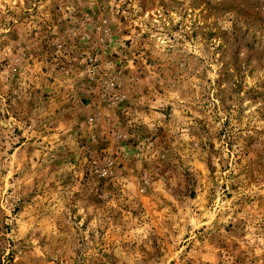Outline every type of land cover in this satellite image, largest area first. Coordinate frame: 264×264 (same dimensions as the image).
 <instances>
[{"label":"rangeland","instance_id":"rangeland-1","mask_svg":"<svg viewBox=\"0 0 264 264\" xmlns=\"http://www.w3.org/2000/svg\"><path fill=\"white\" fill-rule=\"evenodd\" d=\"M0 264H264V0H0Z\"/></svg>","mask_w":264,"mask_h":264}]
</instances>
